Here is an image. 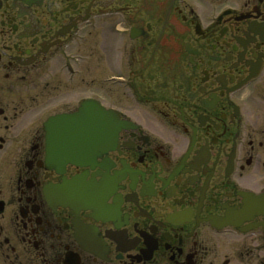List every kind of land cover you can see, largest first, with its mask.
Returning <instances> with one entry per match:
<instances>
[{
	"label": "flooded vegetation",
	"instance_id": "1",
	"mask_svg": "<svg viewBox=\"0 0 264 264\" xmlns=\"http://www.w3.org/2000/svg\"><path fill=\"white\" fill-rule=\"evenodd\" d=\"M0 264H264V0H0Z\"/></svg>",
	"mask_w": 264,
	"mask_h": 264
},
{
	"label": "rangeland",
	"instance_id": "2",
	"mask_svg": "<svg viewBox=\"0 0 264 264\" xmlns=\"http://www.w3.org/2000/svg\"><path fill=\"white\" fill-rule=\"evenodd\" d=\"M101 44H103V43L99 42V43L94 45V53L99 55V56H101L103 54L106 56V54L109 53V56H110L109 59H112L114 53L112 51L111 43H105V45H101Z\"/></svg>",
	"mask_w": 264,
	"mask_h": 264
},
{
	"label": "water",
	"instance_id": "3",
	"mask_svg": "<svg viewBox=\"0 0 264 264\" xmlns=\"http://www.w3.org/2000/svg\"><path fill=\"white\" fill-rule=\"evenodd\" d=\"M86 107V106H85ZM110 117H114L112 114H110ZM49 162L50 163H54V161L58 160L57 158L53 157V156H49ZM80 158L79 157H74V156H65L61 158L62 164L65 163H76Z\"/></svg>",
	"mask_w": 264,
	"mask_h": 264
}]
</instances>
